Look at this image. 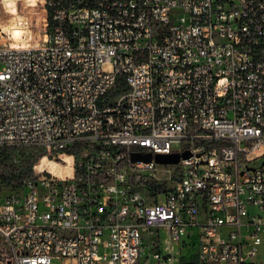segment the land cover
<instances>
[{"label":"built area","instance_id":"built-area-1","mask_svg":"<svg viewBox=\"0 0 264 264\" xmlns=\"http://www.w3.org/2000/svg\"><path fill=\"white\" fill-rule=\"evenodd\" d=\"M40 6L0 41V149L60 167L0 192V264H264V0Z\"/></svg>","mask_w":264,"mask_h":264},{"label":"rangeland","instance_id":"rangeland-1","mask_svg":"<svg viewBox=\"0 0 264 264\" xmlns=\"http://www.w3.org/2000/svg\"><path fill=\"white\" fill-rule=\"evenodd\" d=\"M2 2V8L5 10V14H8L5 19L0 20V41L5 42V41H14L13 39L10 38L9 29H17L19 27L17 26H12L13 24L12 21L15 19V17L22 13L26 12L29 17L32 19V23L29 27V30L27 31V34L25 35L24 38L18 41H14V44L18 45L20 43L22 44H27L29 42H32L34 40H37L35 37L37 34H35L34 27H38L41 25V21L43 20V15L40 14L41 10H39V5L41 0H0ZM38 12V18L34 16V13ZM37 20V21H36ZM14 35H17V32L12 31ZM35 35V36H34ZM39 38V37H38ZM38 42V41H37ZM102 68L106 71H111L114 68V65L112 62L105 63ZM121 91H118L115 93V96H119ZM15 150L16 153L21 154H38L40 152H44L43 156L46 155L48 152L47 150L40 148V147H24V148H9ZM4 150V149H2ZM262 154H257V153H252L250 154V158H256V157H261ZM42 156V157H43ZM41 157V158H42ZM40 158V159H41ZM40 161V160H39ZM39 163V162H38ZM37 163V164H38ZM168 186V185H167ZM18 188L15 187H10L6 186L4 184L0 185V192L2 194H7L11 191H14ZM141 190L150 197H153L160 189L156 188L154 184L148 183L147 185H144L141 187ZM164 196L160 197V200H163ZM256 262H264V244L261 247V250L259 252V255L254 258ZM53 264H69V260L62 261L60 259H54Z\"/></svg>","mask_w":264,"mask_h":264},{"label":"trees","instance_id":"trees-1","mask_svg":"<svg viewBox=\"0 0 264 264\" xmlns=\"http://www.w3.org/2000/svg\"><path fill=\"white\" fill-rule=\"evenodd\" d=\"M41 6L39 5V8ZM41 10V8L39 9ZM32 19L26 12L18 14L15 19L12 21V26H17V29H9L10 38L14 41L21 40L27 34L29 27L31 25ZM35 31L36 39L45 37L41 32V25L33 28ZM12 31L17 32V35H14ZM35 36V35H34ZM119 85L124 86V76H121L119 79ZM0 149V185L4 184L6 186L18 188L12 192H19L24 189L25 182L33 176L34 166L39 162L40 158L43 156L44 152L38 154H18L13 149L3 148ZM38 167H60L52 162L43 160L42 163L37 164ZM4 194V195H7Z\"/></svg>","mask_w":264,"mask_h":264},{"label":"water","instance_id":"water-1","mask_svg":"<svg viewBox=\"0 0 264 264\" xmlns=\"http://www.w3.org/2000/svg\"><path fill=\"white\" fill-rule=\"evenodd\" d=\"M181 156L183 157H188L189 152L185 151L183 154L179 153H174V154H156L155 158L157 162L163 163V164H177L180 161ZM133 160H145V161H150L151 160V155H137L134 154L132 156Z\"/></svg>","mask_w":264,"mask_h":264}]
</instances>
